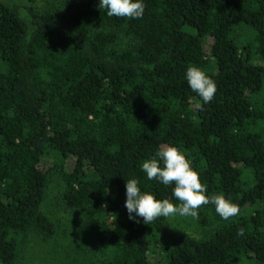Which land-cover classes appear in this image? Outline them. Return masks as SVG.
<instances>
[{"label":"trees","instance_id":"trees-1","mask_svg":"<svg viewBox=\"0 0 264 264\" xmlns=\"http://www.w3.org/2000/svg\"><path fill=\"white\" fill-rule=\"evenodd\" d=\"M31 2H0V264H17L30 233L55 237L41 209L55 177L95 232L100 264H153L151 253L164 264H264V0H142L139 19L109 17L100 0ZM189 66L215 82L210 103L190 89ZM162 144L239 214L201 207L200 237L165 217L129 219V179L178 203L141 169Z\"/></svg>","mask_w":264,"mask_h":264},{"label":"clouds","instance_id":"clouds-1","mask_svg":"<svg viewBox=\"0 0 264 264\" xmlns=\"http://www.w3.org/2000/svg\"><path fill=\"white\" fill-rule=\"evenodd\" d=\"M100 9H106L109 17L139 19L143 17L145 5L142 0H100ZM190 89L197 94L204 104L210 103L217 91L215 82L197 66H189L185 73ZM202 110V105L197 104ZM148 180H157L172 187V196L178 203L169 199L159 200L149 192H141L137 179L126 181L125 207L129 219L143 218L146 225L160 217L198 218L199 209L212 204L217 215L228 220L239 214V206L230 202L223 194L208 196L206 185L201 183L196 172L184 154L176 147L162 144L155 156L141 165ZM135 213V216L132 214ZM238 235H243L241 229Z\"/></svg>","mask_w":264,"mask_h":264},{"label":"rangeland","instance_id":"rangeland-1","mask_svg":"<svg viewBox=\"0 0 264 264\" xmlns=\"http://www.w3.org/2000/svg\"><path fill=\"white\" fill-rule=\"evenodd\" d=\"M65 1L32 0L31 3L40 10H46L48 7L58 6ZM0 2L17 4L22 7L29 5V0H0ZM240 30L245 31L244 41L252 43L255 37L254 31L249 27H242ZM209 44L210 40L207 41L206 46L208 47ZM255 63L264 65V60L256 58ZM263 97L264 88L255 97V100L259 101ZM51 163L52 161H45L42 167H50ZM73 164L72 160H68L67 169H72ZM64 188V183L60 177H55L47 188L41 206L43 213L47 214L56 224L55 237L43 240L38 235L30 233L17 264H100V253L95 241L96 234L81 214L66 207L62 201ZM207 216L213 220L210 212H207ZM202 217L201 213H199L198 218L177 215L168 217L167 223L187 231L192 236L200 237L203 227L199 224V219ZM150 259L153 264H164L153 253H151ZM239 264L258 263L251 257H243L239 260Z\"/></svg>","mask_w":264,"mask_h":264}]
</instances>
